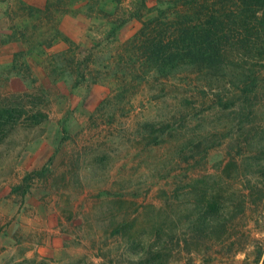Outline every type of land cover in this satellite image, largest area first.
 I'll return each mask as SVG.
<instances>
[{
    "label": "rangeland",
    "instance_id": "374dc122",
    "mask_svg": "<svg viewBox=\"0 0 264 264\" xmlns=\"http://www.w3.org/2000/svg\"><path fill=\"white\" fill-rule=\"evenodd\" d=\"M263 65L264 0H0V264H264V205L203 223Z\"/></svg>",
    "mask_w": 264,
    "mask_h": 264
},
{
    "label": "trees",
    "instance_id": "16d2710c",
    "mask_svg": "<svg viewBox=\"0 0 264 264\" xmlns=\"http://www.w3.org/2000/svg\"><path fill=\"white\" fill-rule=\"evenodd\" d=\"M226 22V21H225ZM227 23H230V20H227ZM195 28V27H194ZM246 31V30H245ZM207 37L212 38L213 37V32L207 31ZM191 39H200L201 35L194 30L191 32ZM189 33V35H190ZM225 34V33H224ZM181 35V33H180ZM179 35V37H180ZM217 39V38H216ZM219 39H217V42ZM215 43V42H214ZM214 43H210L207 51L209 52H214V49L219 48V46H215ZM245 43L243 44V46ZM239 46H242L240 44ZM183 52L186 50L185 48L181 49ZM219 52L223 54H228V50L224 52V50H221L219 48ZM200 54V48L198 45H194L189 49V52L187 55H189L191 58L198 57ZM194 60V59H193ZM217 67L222 68L223 70L228 69L229 67H236L238 68L239 65H232V64H227L226 62L223 61H218L215 63ZM191 66H197L196 63L193 61L190 63ZM252 67V66H251ZM264 67V65L262 66ZM179 66L174 65L172 68V71L177 72ZM250 69L254 70V66ZM241 75V74H240ZM251 86V89L246 86L245 89L249 90H241L238 91L237 93L228 96V94H220L219 95V100L217 101L216 106L214 109L218 111L220 114H222L224 117H226L227 120H232V122H235L236 128H237V133L238 137L235 138L236 140V145L238 147V152H237V157H240L242 155L246 156V162L243 161L242 157L239 159H232L229 162H226L225 159L222 160V165L225 166L224 169L226 171L228 165L235 164V168L237 167V176L232 180L233 183L241 182L242 178H246L247 176H250L252 178L255 177L254 180H249L246 183L249 185H252L249 188H244L243 190L237 189V191L234 192L230 191L232 188L228 187V182L229 178L228 176H224L222 180V184L225 187L223 190V196L219 199L218 204L212 205L208 204V211L203 219L204 227H206L211 223L212 218H217L218 219V226L221 228V231L223 232V235L227 236V239H236L237 235V228L236 230L230 231V228L228 227V223L231 222L233 219L237 218L239 215H243L248 209L252 210L255 212L257 209H259L261 206L264 205V126L262 127H257L256 123V109L260 106L262 101L264 100L261 98L255 91V86H258L256 83L251 82L249 84ZM227 141H223L222 145H224ZM227 145L229 147V144L227 142ZM227 146H225V149ZM243 149H247L249 151V154L243 152ZM243 162V163H242ZM241 166L245 167L247 170L246 173L242 175L241 172ZM226 173V172H225ZM241 180V181H240ZM226 188H229L226 190ZM232 198V202L230 199ZM231 202V207L236 209V212L233 214L234 217L232 216V220L230 221L228 219V214L227 210L229 209L227 207L228 202ZM219 213V214H218ZM208 231H212V227H210L207 233L210 237V239H213L212 233H208ZM235 239L232 241V245L235 244ZM226 239L223 238V242ZM212 246H210L208 249H211ZM261 256V252L259 253L256 262H259V257ZM213 259L212 257H210Z\"/></svg>",
    "mask_w": 264,
    "mask_h": 264
},
{
    "label": "built area",
    "instance_id": "2783aa9c",
    "mask_svg": "<svg viewBox=\"0 0 264 264\" xmlns=\"http://www.w3.org/2000/svg\"><path fill=\"white\" fill-rule=\"evenodd\" d=\"M168 264H180V263H178V262H170Z\"/></svg>",
    "mask_w": 264,
    "mask_h": 264
}]
</instances>
